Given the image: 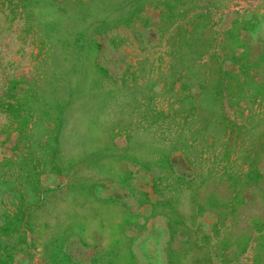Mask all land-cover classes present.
I'll list each match as a JSON object with an SVG mask.
<instances>
[{"label":"rangeland","instance_id":"1","mask_svg":"<svg viewBox=\"0 0 264 264\" xmlns=\"http://www.w3.org/2000/svg\"><path fill=\"white\" fill-rule=\"evenodd\" d=\"M0 264H264V0H0Z\"/></svg>","mask_w":264,"mask_h":264}]
</instances>
